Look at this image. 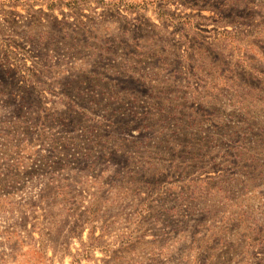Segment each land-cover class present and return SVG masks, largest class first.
Segmentation results:
<instances>
[{"label": "rangeland", "instance_id": "obj_1", "mask_svg": "<svg viewBox=\"0 0 264 264\" xmlns=\"http://www.w3.org/2000/svg\"><path fill=\"white\" fill-rule=\"evenodd\" d=\"M0 264H264V0H0Z\"/></svg>", "mask_w": 264, "mask_h": 264}]
</instances>
